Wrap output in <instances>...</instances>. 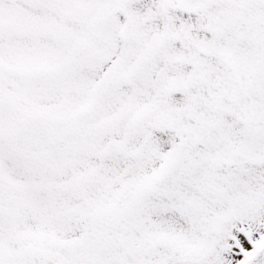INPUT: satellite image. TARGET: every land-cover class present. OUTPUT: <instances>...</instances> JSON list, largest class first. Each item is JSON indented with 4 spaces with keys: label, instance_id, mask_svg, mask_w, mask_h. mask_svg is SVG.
<instances>
[{
    "label": "snow or ice",
    "instance_id": "snow-or-ice-1",
    "mask_svg": "<svg viewBox=\"0 0 264 264\" xmlns=\"http://www.w3.org/2000/svg\"><path fill=\"white\" fill-rule=\"evenodd\" d=\"M0 264H264V0H0Z\"/></svg>",
    "mask_w": 264,
    "mask_h": 264
}]
</instances>
